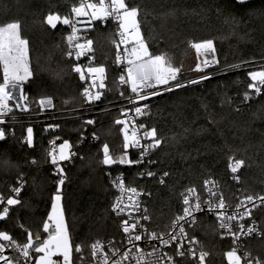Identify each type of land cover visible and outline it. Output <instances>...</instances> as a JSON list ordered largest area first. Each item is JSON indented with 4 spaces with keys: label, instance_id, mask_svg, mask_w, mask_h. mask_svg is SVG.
<instances>
[{
    "label": "trees",
    "instance_id": "16d2710c",
    "mask_svg": "<svg viewBox=\"0 0 264 264\" xmlns=\"http://www.w3.org/2000/svg\"><path fill=\"white\" fill-rule=\"evenodd\" d=\"M87 1L94 0L83 3ZM80 3L0 0V24L20 22L21 35L28 40L32 72L23 85L30 111L5 127L6 139L0 142V194L11 196V187L21 174L26 182L19 196L22 203L10 207L8 218L0 220V231L9 232L21 244L26 242L24 229L44 237L42 225L60 179L51 164V139L58 145L68 141L75 154L64 165L65 182L59 187L71 244L73 248L83 245V256L90 255L88 246L96 240L119 234V223L111 213L114 191L105 176L109 169L135 178L133 184L138 187H147L150 230L156 232H165L182 212L181 193L190 187L202 189L207 179L217 180L230 197L236 192L244 198L264 194V94L243 101L244 92L250 91L248 73L264 69V0L244 4L236 0H126L129 7L140 9V31L149 53L172 57L174 66L181 67L180 82L211 76L199 84L163 92L146 110L142 124L155 127L162 141L153 160L157 175L169 173L163 184L157 178L138 181V169L132 165L101 163L105 143L116 156L124 151L121 124L115 123L121 112L116 96L120 71L112 29L100 21L89 24L88 18L82 19L81 32L93 41L92 65L106 68L105 87L111 89L103 101L89 108L82 95L84 82L73 71L81 62L67 55L68 26L58 24L52 29L44 23L50 12L69 16L71 7ZM205 40L213 41L219 64L201 73H188L186 69L196 61L191 44ZM232 65L242 66L230 68ZM45 97L52 98L53 106L42 110L38 101ZM87 120L95 123L87 124ZM50 124L58 128L45 129ZM29 127L33 129L32 146L26 143ZM127 151L135 160L133 149ZM230 157L245 160L238 189L229 180ZM252 217L264 233V206ZM193 234L209 253L205 264H228L230 242L220 238L215 218L200 217ZM246 247L264 261V235ZM79 256L73 252L74 264L85 263L86 258L81 262Z\"/></svg>",
    "mask_w": 264,
    "mask_h": 264
},
{
    "label": "snow or ice",
    "instance_id": "6c2138e0",
    "mask_svg": "<svg viewBox=\"0 0 264 264\" xmlns=\"http://www.w3.org/2000/svg\"><path fill=\"white\" fill-rule=\"evenodd\" d=\"M237 3L244 4L248 0H236ZM72 17L61 16L58 13L50 12L44 23L50 26L52 29H56L58 24L69 25L72 28L71 33L67 36V43L70 49L75 51L77 59L87 52L93 51V41L88 39L84 43L80 42V36L78 35L79 29L76 27V23L80 21V17H88V23L93 20H106L108 18L114 19L118 23V35L119 41L113 40L115 47L117 48L116 63H126L127 75H121L119 83L121 85H130L131 92L135 94L136 99L131 100V103H139V101L149 100L151 97L159 96L163 92H172L176 89L185 88L188 85L199 84L204 80L211 79L210 75H203L198 79L188 80L187 83L180 82L178 77L181 73V67L174 66L173 58L166 53L159 55H152L148 51L147 44L140 31V21L138 16L140 14L139 7H129L126 0H95V2L81 3L79 6H73L71 8ZM121 45L124 46L123 54L119 51ZM129 45L131 47L129 48ZM191 47L195 50L197 57H203V59L197 63L196 71H204L205 68L212 67L219 64V60L216 59L215 47L212 40H205L201 42H194ZM68 56L73 55V51H68ZM211 56V58H209ZM247 63V62H242ZM242 65H232L230 68H239ZM0 69H2V82H0V125L5 121L2 117H6L13 111V107L10 106L9 101H15V108L20 111H29L28 95L25 94L23 85L27 82L32 72L29 67V49L28 40L21 35V25L19 21L8 22L6 24H0ZM73 71L80 74V79H85V73L81 66L76 65L73 67ZM88 74L92 75V83L84 89L82 95L87 103H93L99 101L103 93L101 91H91L93 88L104 89V72L103 67L87 69ZM93 74H99V83L97 84V77ZM250 83L248 89L243 94V101L247 102L256 96H260L262 90H264V69L253 70L248 73ZM175 82V83H173ZM162 87V91H161ZM149 89H155L154 91H148ZM123 95V92L120 93ZM21 101L25 103H21ZM40 108H50L53 106L51 97L41 98L38 101ZM148 105L137 106L134 108L136 116L147 115ZM239 110V109H237ZM121 114L125 117L128 115L127 110H122ZM87 124H94V120H87ZM116 124H122L124 135V143L122 154L116 156L105 143L102 147L103 159L101 163L105 166H111L114 164L121 165H134L144 162L152 151L158 148L162 141L157 135V129L155 127L148 128L144 124L136 125L133 120L131 125V131H129V122L124 119H117ZM143 130L142 132L140 130ZM6 130L0 127V141L6 139ZM93 137L98 139L93 134ZM142 140L150 141V143H142ZM26 143L32 146L33 143V129L29 127L27 129ZM139 149V158L133 160L130 158L128 149ZM71 145L68 141H64L59 146V155L55 154V150L49 153L52 157L51 162L54 165H58V160H69L74 153L70 151ZM35 163V161H32ZM154 163V161H149ZM245 166L244 159L229 158V168L233 174L237 173L242 167ZM57 173L60 174L58 185L62 186L65 182L63 176V168L57 167ZM140 175H146L153 177L156 174L151 171L140 173ZM169 173H163L160 178V183L163 184L164 177H167ZM239 180V177H234ZM19 186L11 188V192L14 194L5 198L0 194V220H5L9 216L10 207L21 204L19 194L24 187L23 174L18 178ZM113 184L117 187L121 193L113 204V211L120 215L125 212L126 208H132L134 211L140 210V202L133 197L138 196L141 193L135 187H128L125 185L122 176H117L113 180ZM205 188L209 193L208 200H202L201 196L197 193L195 187H191L181 193L182 202L184 205L183 214L176 216L170 224L173 229L172 232H156L150 231L148 228L141 224V220L147 221L151 217L147 215V209H144V214L139 218L130 221L128 219L123 220L121 228L126 236L128 245L126 250L121 253V250L115 247L114 242L110 241L108 245V251H105L106 245L100 240H96L89 245L90 255L94 261L99 260L97 264H126L129 261H135V264H177V257L192 256L194 259L197 256L196 251L193 248L185 249L184 243L181 242V237L187 240L189 244H196L198 241L195 238L188 239V233L186 232L185 225L189 227L193 226L197 222V218L194 215L196 212L204 211L202 204L207 205V211L214 212L217 220L219 221V228L226 230L228 234L233 237V243L236 244L241 236H251L254 232H257L254 224L247 227L239 223V233L233 231V221H240L245 218H250L254 208L264 204V195L253 196L247 195L242 199L239 204L236 205V213L229 214L227 209L231 207L225 203V199L222 194L214 192L213 187L216 186L215 181L206 180L204 182ZM212 185V187H209ZM58 186L56 195L53 198V204L51 213L47 220L43 222L42 231L47 233V238H42L39 232L33 233L31 230L24 229L27 232L26 242L19 243L12 237L7 231H0V264H21V257L24 264H73V252L80 254L79 259L84 261L83 245H73L70 242L67 225L64 221L63 209L60 204L61 194L60 187ZM128 195V200L131 201L129 205H124V194ZM218 200H213L211 197H217ZM252 205V207H248ZM244 208V212H240L239 209ZM131 216V213H129ZM183 222V223H181ZM21 228L24 226L21 224ZM178 228V234L176 229ZM264 235V233H259ZM165 236L168 238L165 239ZM140 241H158L163 248H171L175 243L176 247L174 255H170L168 252L162 251V248H157L155 244H152V251L145 253L144 249L139 246L137 242ZM12 249L20 253V257L11 258L4 253L6 250ZM135 249V251H133ZM238 247H233L226 253L228 264H243V261H247V264H264L257 258H249L250 253L245 252L243 256L238 254ZM109 252L111 255H109ZM36 254V255H33ZM209 255L208 252L201 250L198 256L199 264H205V258ZM156 257L155 260L151 259ZM53 257H62L61 260H55ZM116 257V259H113Z\"/></svg>",
    "mask_w": 264,
    "mask_h": 264
},
{
    "label": "built area",
    "instance_id": "2783aa9c",
    "mask_svg": "<svg viewBox=\"0 0 264 264\" xmlns=\"http://www.w3.org/2000/svg\"><path fill=\"white\" fill-rule=\"evenodd\" d=\"M90 2H95V0L94 1H87V2H84V3L87 4V3H90ZM75 6H79V5H75ZM69 17H72L71 10H70ZM83 18H85V17H80L79 20L82 21ZM86 18H88V17H86ZM96 21H100L104 26L110 27L112 29L114 40H116L117 42L119 41L118 23L114 19L108 18L106 20H96ZM67 26H68V35H69L71 33V31H72V28L69 25H67ZM76 27L79 29L78 35L81 38L80 39L81 43H84L85 40L90 39V38L86 37L81 32V29H82L81 28V22L76 23ZM113 45H114L115 54H116L117 53V48L115 47L114 43H113ZM67 46H68V43H67ZM130 47H131V45H129V48ZM92 48H93V45H92ZM70 50L73 51V55L71 57L74 60L81 62V64L85 65V66L89 65V64L92 65L93 51L87 52L86 54L80 56L79 59H77L76 56H75V51L70 49L69 46H68V51H70ZM119 51L123 54V51H124V46L123 45H121V48H120ZM115 62H116V58H115ZM117 67H118V69L120 71V75H119L118 81H117L116 96L118 97V99H119V101L121 103V106H120L121 107L120 108L121 111L122 110H127L128 111L127 117L123 116L121 114V112H120V116H119L118 119H122V120L126 119V120H128V122H129V131H131V125H132L133 120L135 121L136 125H139V124H142L143 118L145 116V115L144 116H136V114L134 112V108L137 107V106H143L144 104H147L148 106H150L151 103H152V100H154L158 96L151 97L149 100H146V101H139V103H135V104L131 103L129 98H131V100H135L136 97H135V94H133L131 92L130 85H121L119 83L120 76L121 75H125V76L127 75V67H128V65L126 63H121V64H117ZM94 75L97 77V84H98L99 83V76L96 75V74H94ZM1 79H2V70H1ZM83 82H84V89H85L86 87H88L92 83V75H88L86 80H84ZM110 90H111L110 88H106V87L104 89H98V88L91 89V91H93V92L101 91L103 93V95L101 96V99L99 101H103L105 99L104 94L110 93ZM154 90L155 89H149L148 91H154ZM161 91H162V87H161ZM121 92H123V95L120 94ZM99 101H95L93 103H87V102L86 103H87V105H89V108H93L96 105V103L99 102ZM9 104H10V106L13 107V111L11 113H9L6 117H2V119L5 121V123L0 125V127H3V128H5L10 123L17 122L19 120V118L23 116V114H26V113H28L30 111V109H29V111H26V112L25 111H20V110L15 108V103L9 102ZM57 128H58V126L56 124H50V125H46L45 126V129L53 130V131L56 130ZM140 131L142 132L143 130L141 129ZM95 141H96V139L92 140V142H95ZM142 143H150V141L142 140ZM58 146L59 145L56 143V140L55 139H51L49 141V153H51V152H53V150H55V154L58 157ZM160 146L158 148H156L154 151H152L147 157H145L143 163L132 165L136 169H138V175H137L138 181L148 182V181H150V180H152L154 178H157L159 180V182H160V178L163 175H157V173L155 171V168H154L155 167V161L153 160V155L157 152V150L160 148ZM130 149H133V151L136 153V156H137L136 159H138L140 150L139 149H134V148H130ZM51 159H52V157H51ZM149 161H154V163H149ZM66 163H71V160H69L67 162H62V161L58 160V165H54L53 163H51L54 166V169H55L54 173L56 175H60V174L57 173V167L59 166V167L63 168V176L65 177L64 165ZM147 171L154 172L156 175L153 176V177H148L146 175H143V176L140 175V173L147 172ZM240 171H241V169L237 173L233 174L231 172L230 168H229V165H228L229 180L231 181V183L234 185V187L236 189H238V187L240 185V179H241ZM105 176H106L107 182L109 183V185L112 187V189L114 191V198H113V201H112V204H111V213L113 215L114 220H116L119 223V234L117 236H115V237H109V238H106V239H100V241L104 242V244L106 245L105 251H108L109 242L112 241V242H114L115 247L119 248L121 250V253H123L126 250V248L127 247H131V245H128V243H127L126 236L123 233L122 228H121V223H122L123 220H126V219H128L130 221H134V219L139 218L141 215L144 214V211H143L144 209H147V215L150 216V210H149V197H150V194H149L146 186L145 187H138V186L134 185L133 182L136 179L135 178L129 179V177L124 172H118V171H113V170L109 169V170L106 171ZM117 176H122V179L124 180V183H125L126 186L135 187L138 190V192L141 193L140 195L133 197L135 200H138L140 202V210L139 211H134L132 208L129 207V208L125 209L124 213H122L120 215H117V213L112 210L113 209V204H114L116 198L121 195L119 189L117 187H115V185L113 184V180ZM234 177H239V180L235 179ZM207 180L215 181L216 186L213 187L212 190L214 192H217L218 196H219V194H222L224 199H225V203L231 206V207H229L227 209L228 213L229 214L236 213V211H237L236 210V205L239 204V202L242 199H244V197L240 196L238 192H236V194H234V195H232V197H230L227 193L224 192V190L222 189L221 185L219 184V182L217 180H215L213 178H210V179H207ZM23 183H24V187H23L22 191L20 192L19 196L24 192V189L26 188V182L24 181V179H23ZM18 186H19V182H18V179H17L16 183L11 188L18 187ZM209 187H212V185H209ZM185 190H184V192H185ZM196 191L201 196L202 200H208L210 198L209 197V193H208L207 189L205 188V185H203V188L200 189V190L196 188ZM12 195H14V194L11 192V196ZM128 195H130V194H128V193L124 194V201H123L124 205H129L131 203V201L128 200ZM262 195H264V194H262ZM218 196L217 197H211V199L218 200ZM181 206H182V212L179 215L183 214L184 205H183V202H182V197H181ZM262 206H264V204L260 205L259 207H262ZM2 207H3V205H0V208H2ZM202 207L205 209L204 211L194 213V215L197 218L196 224L191 226V227H189L188 225H185L186 232L188 233V239L195 238V240L198 241V243L189 244L187 242V240H184L183 237L180 238L181 242L184 243L185 249L193 248L196 251L197 256H196L195 259L192 256H190V255H188L186 257H183V258L177 257L176 258L177 264H189V263L199 264L198 256H199L200 251L203 250V248H202L197 236L193 234V230L196 228L197 223L199 221V218L202 217V216L212 217V218H215L217 220L216 214L214 212L207 211V205L202 204ZM248 207H252V205H248ZM259 207L254 208L253 211H252V214ZM239 211L242 213V212L245 211V209L241 208V209H239ZM129 213H131V216H129ZM217 222H218V227H219V221L217 220ZM181 223H183V222H181ZM239 223H242V224L245 225V230L247 229V227L253 226V224H254L255 228L257 229V232H254L251 236H241L240 240L236 244L233 243V237L230 234H228L226 232V230L219 228V235H220V238L223 241H229L230 242L231 249L233 247H238V250H239L238 254L243 256L244 253L247 252V247L246 246H247L248 242L253 240V239H256V238L260 237L259 233H261V229H260L259 224L253 219L252 215H251L250 218H245V219L240 220V221H233L232 225H233V231L234 232L239 233V231H240L239 226H238ZM141 224L144 225V227H146V228H148L150 230V220H147V221L141 220ZM170 224H171V222H170ZM170 224L168 225V228H167V230L165 232H172L173 231V229L170 227ZM176 234H178V228L176 229ZM167 238L168 237L165 236V239H167ZM137 243L139 244L140 247H142L144 249L145 253L152 251V244H155L157 248H162V251L168 252L170 255H174V250H175V247H176V245L174 243L171 248H163L159 244L158 241H151V242L140 241V242H137ZM133 251H135V249H133ZM13 252L18 254L19 257H20V253L14 251L12 249L6 250V252L4 254L8 255L11 258H14L12 256ZM247 253H249V252H247ZM109 255H111L110 252H109ZM206 258H205V260H206ZM249 258H256V257L253 256L252 254H250ZM113 259H116V257H113ZM151 259L155 260L156 257L154 256ZM98 260H99V257L97 258V261H94L93 258H92V262L90 264H97ZM21 262H22V264H24V261H23L22 257H21ZM126 264H135V261H129V262H126ZM243 264H247V261L246 260L243 261Z\"/></svg>",
    "mask_w": 264,
    "mask_h": 264
},
{
    "label": "rangeland",
    "instance_id": "374dc122",
    "mask_svg": "<svg viewBox=\"0 0 264 264\" xmlns=\"http://www.w3.org/2000/svg\"><path fill=\"white\" fill-rule=\"evenodd\" d=\"M115 56H116V54H115ZM195 56H196V61H194L193 64H192L190 67H188V68L186 69V70H188V73H201V71H196L195 69H196V65H197V63H199L203 58H201V57L198 58V57H197V54H196ZM78 65L81 66L82 69L84 70V73H85V79H84V80H86L87 76L89 75V74H88V71H87V69H88L89 67H93V68L103 67V66H93V65H91V64L86 65V66H85V65H82V64H78ZM29 67H31V59H30V57H29ZM103 68L105 69V72H104V84H105V81H106V77H107V76L105 75V73H106V68H105V67H103ZM256 68H257V67H255V68H253V69H256ZM30 70H31V69H30ZM202 72H203V71H202ZM93 75H94V74H93ZM96 75L99 76V74H96ZM79 76H80V74H79ZM84 80H82V81H84ZM21 103L23 104L24 102L21 101ZM123 127H124V126L121 124V135H122V140H123V143H124V135H123V131H122ZM63 143H64V142H63ZM63 143H61V144H63ZM61 144H59V146H60ZM59 146H58V155H59ZM102 159H103V158H102ZM69 160H70V159H69ZM69 160H63L62 162H67V161H69ZM60 194H61V197H62L60 204H61L62 209H63L64 221H65V223H66V225H67V230H68V234H69L68 223H67V220H66L65 209H64V204H63V194L61 193V187H60ZM55 195H56V194L53 195L52 200H51V208H50L49 214L51 213L52 204H53V198H54ZM48 216H49V215H48ZM47 218H48V217H47ZM42 234L44 235L43 238L46 239L48 234H47V233H44L43 231H42ZM69 239H70V234H69ZM70 242H71V239H70ZM33 255H36V254H33ZM12 256H13L14 258L19 257V255L16 254L15 252L12 253ZM84 257L86 258V261H85V263H83V264H89V263L91 262L89 252H88V254L85 255ZM53 259H55V260H61V261H62V257H53ZM73 261H74V259H73ZM21 264H22V262H21ZM73 264H74V262H73Z\"/></svg>",
    "mask_w": 264,
    "mask_h": 264
},
{
    "label": "crops",
    "instance_id": "0c3cea01",
    "mask_svg": "<svg viewBox=\"0 0 264 264\" xmlns=\"http://www.w3.org/2000/svg\"><path fill=\"white\" fill-rule=\"evenodd\" d=\"M9 102H13V103H15V101H9Z\"/></svg>",
    "mask_w": 264,
    "mask_h": 264
}]
</instances>
